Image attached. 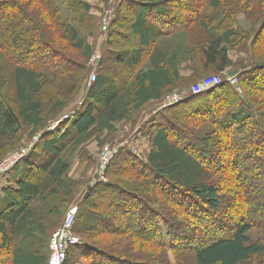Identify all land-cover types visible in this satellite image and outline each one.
Wrapping results in <instances>:
<instances>
[{
  "label": "trees",
  "instance_id": "1",
  "mask_svg": "<svg viewBox=\"0 0 264 264\" xmlns=\"http://www.w3.org/2000/svg\"><path fill=\"white\" fill-rule=\"evenodd\" d=\"M8 1L14 20L5 30L12 36L0 44V160L71 102L87 76L93 50L80 31L93 36L95 30L86 0H25L26 8L21 0ZM1 7L0 0L2 17ZM31 8L43 16V25L33 21ZM141 10L131 22L129 15H119L109 37L126 39L131 32L148 48L159 34L185 31L189 46L182 58L193 63L195 75L178 81L161 50L156 59L151 54L148 62L153 63L144 70V49L122 59L121 47L109 40L107 66H124L106 70L127 79L118 86L102 68L72 122L75 139L65 148L67 154L104 132L107 137L116 133L117 124L133 120L149 101L162 100L175 87L189 90L227 67L239 70L240 92L225 83L161 110L139 130L152 146L147 162L121 151L104 173L107 182L86 186L81 195L80 184L67 178L70 162L58 145L68 133L62 130L66 122L56 134L43 133L25 162L39 146L53 159L20 178L16 190L4 191L6 202L0 203V254H8L5 264H47L45 244L26 250L18 248V240L31 226L42 228L48 239L73 198H78L73 231L82 243L69 250L64 264H74L75 257L86 264H103L98 258L105 259L104 264H168L166 241L174 252L191 251L196 264H264V243L248 236L264 230V0H148ZM238 14L256 27L249 34L236 28ZM126 21L127 31L119 30ZM30 22L35 23L33 31ZM238 39L249 53L245 65L230 59ZM63 84L68 87L64 100L53 94L54 107L48 113L40 98ZM98 141L103 144L104 139ZM170 210L180 211L171 225ZM175 227L191 235L177 237L192 249L170 242ZM149 247L162 252L157 263L143 255L144 250L150 253ZM257 256L260 259L253 260Z\"/></svg>",
  "mask_w": 264,
  "mask_h": 264
},
{
  "label": "crops",
  "instance_id": "2",
  "mask_svg": "<svg viewBox=\"0 0 264 264\" xmlns=\"http://www.w3.org/2000/svg\"><path fill=\"white\" fill-rule=\"evenodd\" d=\"M86 2L90 5V14L95 16V18L97 17L99 22L103 14H109L111 16L112 20H111V25L109 27V29H111L112 24L116 21L117 17L121 14L125 13L129 15V18H130L129 22L134 20L135 16L142 13L141 5L142 4L146 5L148 0H86ZM123 24H124V27H122L121 29L118 28V26L114 28L127 31L130 23L126 21ZM157 28L162 31L161 27L158 26ZM109 35H110V30L106 33H103L100 27L99 32L96 37V46L95 48H93L95 51L93 50L91 52L87 64L90 63V58L92 54L97 53L101 55L102 58L94 66V69L96 70V72L98 71V75H99L102 68L104 67L105 77H107L108 80L113 81L116 84H118V86H120L122 83L126 81L127 75H124V74L116 75L113 71H110L108 69L106 70L107 67H112V65L107 66V63L109 62H106L108 57L111 56V49H110L111 46H110V43H108L109 40L111 41V45H114L117 42V46L121 47L122 53H124V56L121 57L122 59H127V58L130 59L131 57L135 56L139 50L143 52L142 50L144 49L145 56L143 57V60L146 61L144 62V65H143L144 70H148V68H150L151 64L153 63V62H148L151 54L154 52L155 59H156L158 55L156 52L158 50H161L165 53L167 57L170 58L171 60L170 63L173 67L172 76L176 75L177 76L176 78L178 81H183V82L190 81L191 78H193V76L195 75L193 63L189 61H185L182 58L184 57L186 48L189 46V40H188V37L185 31L176 32L170 35H163V36L159 34L157 39L150 43L151 46L148 48L143 47L144 45L141 43V41H139V38L136 35L132 36L131 32L128 34L129 37L126 39H123V37H119L117 35V39L114 40L113 38L111 39ZM187 41H188V46H185V42ZM87 43L90 46L93 45V43L90 41H87ZM230 59L234 60L233 56H230ZM123 66H124L123 63H114L112 68H118V67L123 68ZM233 70L234 69L232 67H227L224 72L218 75L226 77V76H229L228 73ZM178 81H173L172 83H176ZM88 90L89 89L87 88V93H88ZM173 91L174 92L182 91V92H185L186 95H188V92H189V90H184V89H181L180 87H175ZM163 99L149 101L146 104L145 108L142 111H140L133 120L126 122V123L117 124L115 127L117 131L119 130L118 132L116 131V133H113L108 137L106 136L107 133L104 132L100 137H98V140L100 141L104 139L103 144L99 143V141L96 139H92L88 141L87 143H85L81 150L79 149L76 150L71 156L70 154H67V152H65V148L70 146L73 140L75 139L74 131L72 130L73 132L71 133V136L69 139L63 140L64 137L61 136V138L59 139L58 145L62 146L61 148L65 152L63 153L64 155L66 154V157L69 159V162H70V167L67 172V178L69 179V181L77 182L82 187V183L84 181L89 180V178L91 179L92 176L97 177L98 175H97V164L96 163H97L99 151L106 144L118 143V140L122 137L121 132L124 127L128 128V133L134 132L136 138L138 137L137 140L135 141L136 147L138 150V155L135 157H137L140 162L146 163L149 153L152 149V146L150 142L148 141L147 137L139 133V130L147 122L152 120L156 114H158L161 110L165 109L162 107ZM81 108L82 107H80L77 110L76 108L68 109V112L73 114V118H71L69 121L66 122V127H64L62 130L66 128L65 130L69 131V128H71L73 120L76 119L75 116L77 115V113H79L82 110ZM62 114H60L59 116H61ZM59 116H57L53 120L48 121L47 124L42 129V131L46 130L48 126L51 124V122L56 120ZM56 130L58 129L55 128L53 131H51L53 132L52 134H56L57 133ZM42 131H37L36 133L33 134V136H35L36 134ZM50 159H53L52 155H50L48 152L43 151L41 149V146L37 147L31 154L29 161H26L20 164L19 166L15 168V170H13L8 175V177L4 178V180H0V203L4 201L6 202V197L4 195V189L2 188L3 185H14L12 189L16 190L17 184L20 178H22L23 176L26 177L28 174H31V172H36L37 170L35 168L44 167L45 165H47L46 163ZM105 180L107 182L106 178ZM97 181L102 182L99 180V178L97 179ZM86 186L87 185L83 186L81 190L77 193V195L78 194L81 195V192L84 188L82 192L83 194L85 192ZM77 199L78 198H73L70 201L69 205H67V208L62 212V217L60 221L61 223L58 226V228L61 226L68 209L74 206L78 208L77 201H76ZM44 211L47 212L48 209L46 208Z\"/></svg>",
  "mask_w": 264,
  "mask_h": 264
},
{
  "label": "rangeland",
  "instance_id": "3",
  "mask_svg": "<svg viewBox=\"0 0 264 264\" xmlns=\"http://www.w3.org/2000/svg\"><path fill=\"white\" fill-rule=\"evenodd\" d=\"M1 1L3 2L4 7H1V10H2L1 12L3 13L2 17L0 15V44L5 43L6 41H8L9 36H12L11 31H9V30L8 31H5V30H7V25H6L7 22L14 20L13 19V14L14 13H13L12 10H10V6H8V2L9 1L8 0H1ZM21 3L24 6V8H26L28 6V4L25 3V0H21ZM30 11H31L32 18L34 19L33 21H35L36 24L39 23V24L43 25V16L41 17V15L39 14V12H36L32 8L30 9ZM64 12H65L66 16L68 17V19L71 21V23H73V22L75 23V20H74L73 16L70 15V13L67 10H65V9H64ZM234 20H235L236 28H240L242 30V32H244L245 34H249L251 32V30H253V28L254 29L256 28L252 23H250L244 17L243 14L235 15ZM100 22H101V20H100ZM100 22L98 21L97 17L95 18V16H94V26H95V30H94L93 36L91 34H90L91 36L84 35V33L80 31V34L84 37L85 40L90 41V42L93 43L92 48H95V46H96V37H97V34L99 32V29H100V25H101ZM35 23L33 25L30 22V29L32 31H33V28L35 26ZM5 32H7V33H5ZM239 42L240 41L238 39L237 40V43H239ZM185 46H188V41L185 42ZM247 53H248V51L246 49L245 44L240 42L239 45H236L234 47L233 53L231 55L234 57V59L236 61L235 63L245 65V64L248 63V60H249V58L247 57ZM0 62H4L2 58H0ZM0 70H1V68H0ZM87 70H88L87 76H86L85 79H83V82H82V84L80 86L79 91L76 93V95L71 99V102L63 110V112H62L63 114H66V113L69 114L68 109H75V108H76V110L79 109L86 102V95H87V88H88V84H87V82H88L87 81L88 80V76L93 71L98 76V71L96 72V70L94 69V67L91 66L90 64H87ZM4 71H9L10 72L11 71V68H7L6 66H4ZM211 76H215V75L212 74ZM59 87L60 88L58 90L56 88H54V87L50 88V90H48L47 94L44 97H41L40 98V100L44 104L45 110H47V109L49 110L50 109L48 111V113H52V110L51 109L54 107L52 105V102L55 99V97H54L53 94H59V96H60L59 98L60 99H58V100H60V101L61 100H64V97L67 94V88H68L67 85L63 84L62 86H59ZM235 88L237 89L238 92H240V89H239L238 85ZM175 92H173V93H175ZM51 95H53V96H51ZM56 102H58V101H56ZM72 132H73L72 131V128H69L68 134L66 136H64V139L63 140L69 139ZM31 138L32 137H30L28 139L25 138L23 140L21 146L27 144L31 140ZM38 141H37V143H38ZM15 150H12V151H15ZM97 163H98V159H97ZM98 177L99 176H97V177L92 176L91 179L89 178V180H86V181H84L82 183V187L85 186V185H87L88 187L93 186L97 182ZM217 180L216 181H213V178H210V181L211 182H218ZM13 186L14 185H3L2 188L4 189V191H6V190H13L12 189ZM82 187L79 185L78 192L81 190ZM83 190H84V188H83ZM83 190H82V192H83ZM179 212H180L179 210H175V211H171L170 210V213H169V216H170V218H169L170 225H171V222L173 220H176V217L178 216ZM197 216L199 217L201 215H197ZM180 218L181 219H185L184 215L181 216ZM52 219L54 221H56L57 220V217L56 216H52ZM59 219L61 220V218H59ZM46 221L47 220H45V223H46ZM176 228H179V227H175V230L172 231L174 234H176L175 239L172 240V238L170 237V240H171L170 242H172L175 246H179L180 245V249H183V248L192 249V245L188 241H184V240H181V239L178 238L179 235L186 236L188 238H191V235H186V234H184L180 230V228L179 229H176ZM185 229L186 230H189L188 228H185ZM42 230H43L42 228H39V227H36V226L35 227L31 226L30 228H25L24 232L20 235V238L18 240L19 241V244H20L18 248H25L26 250H27V248H28V250L38 249L40 246H42V245L45 244L47 246V251H48V245H49V240H50V237L51 236L47 239L42 234V232H43ZM248 236H249V238H250L251 241H254V242L255 241H261V242L264 243V230L263 231L253 230V231H251L249 233ZM165 243H166V248L164 250V254L166 256V259H167L168 264H196L195 263V260H194V255H193V253H191V251H188V253H185V254L178 253L177 251L174 252L172 249L170 250L168 248L169 247L168 244H170V243H168L167 241ZM146 250L148 252H150V253L149 254L144 253L145 252V250H144L143 251V255L145 257H152L155 260V263H157L158 262V255L162 254V252L161 251H158V249L157 248H154V247H149ZM145 254H147L148 256L145 255ZM2 256H4V257H2ZM2 256L0 254V260H1L2 263L5 264L8 261V258H7L8 254L7 255L6 254H3ZM126 258H130V257L126 256ZM258 259H260V256H257L253 260H258ZM97 260H101L103 262V264H104L105 259L98 258ZM73 262H74V264H86V262L83 261V260H81L80 257H78V258L75 257V259H74ZM139 262L142 264L141 261H139ZM114 264H119V263H114Z\"/></svg>",
  "mask_w": 264,
  "mask_h": 264
},
{
  "label": "built area",
  "instance_id": "4",
  "mask_svg": "<svg viewBox=\"0 0 264 264\" xmlns=\"http://www.w3.org/2000/svg\"><path fill=\"white\" fill-rule=\"evenodd\" d=\"M111 16L109 14H103L101 16V31L103 33L108 32L111 25ZM101 55L94 53L90 58V65L95 66L100 60ZM97 80V75L93 71L88 76V88L93 85ZM229 84L232 87H236L238 84L236 76H221L215 75L205 77L199 82L190 87L188 95L185 92L179 91L167 95L162 101V107L167 108L174 106L186 100L189 96L198 95L203 92H208L216 87L223 84ZM73 118V114H63L48 126L46 130L33 136L31 140L21 146L19 149L10 152L4 158L0 160V180L8 177V175L15 170L17 166L24 163L26 158L30 155L31 151L35 147L37 141L40 139L43 133H50L55 128H59L66 121ZM122 137L116 144H106L99 152L98 163H97V175L99 180L106 182L104 173L110 164V162L121 152L127 151L132 155L137 156L138 150L136 147V136L134 132L128 133V128L124 127L121 132ZM78 208L76 206L71 207L66 212L65 218L61 226L55 230L49 240L48 245V259L47 264H64L68 252L71 248L79 246L81 244L80 238L74 233L73 227L76 221Z\"/></svg>",
  "mask_w": 264,
  "mask_h": 264
},
{
  "label": "water",
  "instance_id": "5",
  "mask_svg": "<svg viewBox=\"0 0 264 264\" xmlns=\"http://www.w3.org/2000/svg\"><path fill=\"white\" fill-rule=\"evenodd\" d=\"M238 74H239V71H238V70H233V71H230V72L228 73L229 76H236V75H238Z\"/></svg>",
  "mask_w": 264,
  "mask_h": 264
}]
</instances>
